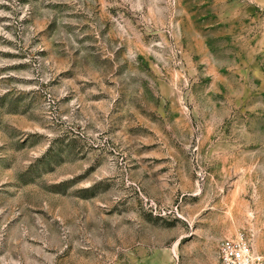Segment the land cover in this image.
I'll use <instances>...</instances> for the list:
<instances>
[{
	"label": "rangeland",
	"instance_id": "obj_1",
	"mask_svg": "<svg viewBox=\"0 0 264 264\" xmlns=\"http://www.w3.org/2000/svg\"><path fill=\"white\" fill-rule=\"evenodd\" d=\"M264 255V0H0V264Z\"/></svg>",
	"mask_w": 264,
	"mask_h": 264
},
{
	"label": "built area",
	"instance_id": "obj_2",
	"mask_svg": "<svg viewBox=\"0 0 264 264\" xmlns=\"http://www.w3.org/2000/svg\"><path fill=\"white\" fill-rule=\"evenodd\" d=\"M214 264H264V255L240 234L220 243Z\"/></svg>",
	"mask_w": 264,
	"mask_h": 264
}]
</instances>
